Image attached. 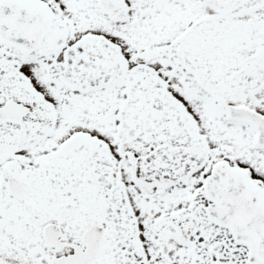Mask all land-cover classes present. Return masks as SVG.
I'll return each instance as SVG.
<instances>
[{"label":"snow or ice","instance_id":"snow-or-ice-1","mask_svg":"<svg viewBox=\"0 0 264 264\" xmlns=\"http://www.w3.org/2000/svg\"><path fill=\"white\" fill-rule=\"evenodd\" d=\"M0 264H264V0H0Z\"/></svg>","mask_w":264,"mask_h":264}]
</instances>
